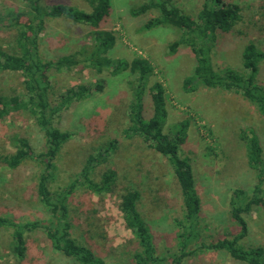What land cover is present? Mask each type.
<instances>
[{
	"label": "rangeland",
	"instance_id": "374dc122",
	"mask_svg": "<svg viewBox=\"0 0 264 264\" xmlns=\"http://www.w3.org/2000/svg\"><path fill=\"white\" fill-rule=\"evenodd\" d=\"M149 0H109L107 18L99 28L109 31L114 42L108 56L129 62L138 57L152 70L142 99L145 117L151 115L148 87L162 84L165 93L166 120L163 132L173 137L185 125V141L179 155L188 160L200 211L186 251L189 264H246L231 258L223 250H209L208 245L223 237L239 233L231 218V196L234 189L248 194L257 183L256 172L248 167L243 137L255 136L264 156V119L257 108L235 91L197 85L192 91L183 89V81L192 74L194 55L190 48L178 45L173 53L169 47L179 40L182 30L164 24L146 29L144 24L159 15L157 9L133 16L131 11ZM203 0H170L185 14L195 17ZM239 7V19L228 33H217L211 54L215 71L232 68L247 74L242 68L243 47L252 42L264 53V0H222ZM45 6L63 4L78 10H91L87 0H41ZM168 5V6H167ZM22 0H0V48L13 52L16 29L5 16L24 9ZM26 17L20 18L21 25ZM95 30V29H94ZM93 29L65 18H47L38 41V55L46 66L45 77L50 83L47 102L57 106L69 89L84 86L88 94L81 100L65 104L52 124L70 139L63 144L54 160L55 169L47 182L52 192H60L73 183L67 200L71 237L92 250L105 264H135L133 255L140 247L126 227L119 211L120 196L135 189L139 193L136 207L145 221L155 252L170 263L177 256L182 236L189 233L183 220V204L178 183L165 157L156 153L138 136H126L128 104L134 76L128 70L111 74L105 69L97 74L87 63L70 67L57 65L63 56L83 59L93 43ZM20 73L0 72V95L24 99ZM257 84L264 87V58L258 62ZM102 89L96 90V83ZM26 138L31 155L15 169L4 166L1 158L14 151L12 138ZM114 146L106 150L109 143ZM45 138L34 117L25 110L10 112L0 120V217L13 222H46L49 214L40 202L36 184L44 171L38 157L44 152ZM99 158L91 178L99 180L105 170H113L115 181L109 193L96 194L80 182H75L88 156ZM264 197V183L261 186ZM247 225L246 235L238 241L242 249H264V207L255 206L242 212ZM12 233L9 226H0V264H76L72 259L51 248L42 227L22 231L26 251L22 259L12 253Z\"/></svg>",
	"mask_w": 264,
	"mask_h": 264
},
{
	"label": "trees",
	"instance_id": "16d2710c",
	"mask_svg": "<svg viewBox=\"0 0 264 264\" xmlns=\"http://www.w3.org/2000/svg\"><path fill=\"white\" fill-rule=\"evenodd\" d=\"M24 9L16 12H8L5 16L8 24L18 25L14 40V50L9 53L0 48V72L20 73L24 99L16 96L0 95V120L10 112L25 110L34 117L38 128L45 138L44 152L38 157L44 163V171L37 184L36 192L40 202L46 207L49 217L46 222H13L10 219L0 217V226H9L12 233V253L18 259L24 257L26 247L22 231L42 227L45 230L51 248L72 259L76 264H105L95 256L91 249L78 243L71 237V223L67 200L73 192V183L70 187L60 192H52L47 182L55 169L54 160L60 148L71 137L70 133L59 131L52 120L61 108L71 100H81L88 94V89L78 86L77 89H69L62 102L57 106H51L47 102V92L50 83L45 77L44 64L38 55V41L40 33L45 27L47 18H65L75 24H82L93 29L91 36L93 43L85 50L83 59L75 56H63L57 60V65L70 67L79 62L86 61L88 67L97 74L105 69H111V74H117L128 70L129 75L134 76L131 86V97L128 104V125L124 129L126 136H138L147 143L156 153L165 157L172 169V173L178 183L182 204L183 220L187 224L189 233L182 236L180 251L177 256H172L168 264H189L187 257L192 253L186 251L191 239L195 236V228L200 211L199 198L194 188L193 176L189 162L179 155V148L185 141V125L180 126L173 137L163 132L166 120L164 100V88L161 83L153 82L149 87L151 102V115L145 117L142 99L148 77L152 70L148 63L141 58L125 60H113L108 56L110 46L114 42L109 31L99 28L107 18L110 9L109 0H87L91 10L84 12L74 7L56 4L45 6L41 0H22ZM145 1V0H143ZM170 0H149L142 3L137 9L131 11L133 16L144 14L149 9H157L159 15L149 19L144 27L146 29L169 24L182 33L178 41L170 45L173 53L178 45L188 46L194 55L192 74L183 81V89L192 91L197 85L212 89L235 91L242 94L243 98L251 102L264 119V87L257 84L255 75L258 62L264 58V53L258 50L252 42H248L242 49V68L247 74L239 73L232 68H224L215 71L212 65L211 54L217 41V33H228L234 23L239 19V7L236 4L224 3L222 0H203L195 17H191L178 7L166 4ZM168 6V5H167ZM26 17V23L22 25L20 18ZM3 17H0L2 23ZM95 29V30H94ZM96 90H101L100 83H96ZM246 146L247 164L256 172L257 183L251 194L243 189H234L231 196V218L239 226V233L231 238L223 237L208 245L202 244L209 250H223L231 258L245 262L246 264H264V249L261 247L242 249L238 241L246 235L247 225L241 217L242 212H250L253 207H264V197L261 186L264 183V156L258 139L255 136L243 137ZM14 151L4 155L1 161L9 169H15L31 155V145L26 138L15 136L12 138ZM114 143H109L106 150L112 149ZM100 163L99 158L88 156L82 166L75 182H80L90 191L96 194L109 193L115 179L113 170H105L99 180L95 181L91 175L95 167ZM139 193L135 189L124 191L120 196L119 211L126 227L133 233L140 247L135 252L133 259L135 264H165V258L158 257L152 242L148 227L137 210L136 203Z\"/></svg>",
	"mask_w": 264,
	"mask_h": 264
}]
</instances>
